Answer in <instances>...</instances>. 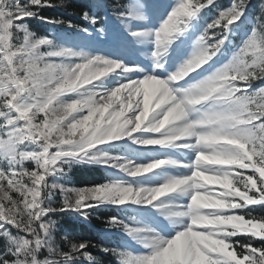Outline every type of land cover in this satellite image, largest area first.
<instances>
[{
	"label": "snow or ice",
	"instance_id": "snow-or-ice-1",
	"mask_svg": "<svg viewBox=\"0 0 264 264\" xmlns=\"http://www.w3.org/2000/svg\"><path fill=\"white\" fill-rule=\"evenodd\" d=\"M70 7L0 0V264H101L91 251L96 245L72 231L64 229L58 241L63 226L53 217L92 227L102 207L132 213L108 217L104 229L144 249L99 248L117 264H264V216L246 211L264 207V0L255 17H245L251 0L226 7L220 0H173L155 30L132 27L160 7L151 0L78 5L102 38L113 21L127 42L150 38L151 73L58 37L57 27L93 35L41 14ZM205 10L214 16L187 58L157 78L169 49L187 42ZM31 21L48 31L38 35ZM233 25L246 32L237 45ZM229 50L227 62L203 76L204 66ZM109 77L114 86L106 87ZM156 150L191 159L145 158ZM74 165H98L106 178L77 187Z\"/></svg>",
	"mask_w": 264,
	"mask_h": 264
},
{
	"label": "trees",
	"instance_id": "trees-1",
	"mask_svg": "<svg viewBox=\"0 0 264 264\" xmlns=\"http://www.w3.org/2000/svg\"><path fill=\"white\" fill-rule=\"evenodd\" d=\"M54 2L58 5L61 3L70 2L73 7L68 8L67 11H65L63 8L48 9L44 10L41 14L49 17H58L60 19H64L66 22L70 21L79 27L80 24H77L75 21H73V17L76 16L78 18V16L81 15L79 7L76 6L71 0H54ZM29 27L38 35L45 34L48 31V26L37 21H31L29 23ZM61 28L62 27H57L56 29L59 30ZM70 175L72 177L73 184L77 187H85L86 185H90L93 182H98L101 178L99 177L101 175L100 169L96 166L89 165L88 167L86 165H74ZM114 215H118L117 211L108 210L106 208H101L94 211L91 221L92 227H89L87 223H79L69 216H65L62 219L53 217L54 219H58L59 224L63 226L61 230L57 232L56 238L58 241H62L64 229H68L72 231L77 236V238L81 240H88L91 244L96 245V247L92 248L91 251L101 260V264H117V262L113 258H110V256H106L105 254H100L98 252L99 248L102 247V239L101 234L96 232V230H102L108 217Z\"/></svg>",
	"mask_w": 264,
	"mask_h": 264
},
{
	"label": "rangeland",
	"instance_id": "rangeland-1",
	"mask_svg": "<svg viewBox=\"0 0 264 264\" xmlns=\"http://www.w3.org/2000/svg\"><path fill=\"white\" fill-rule=\"evenodd\" d=\"M106 81V80H105ZM104 85L106 86V87H108L107 85H106V83H104ZM148 153H151V152H148Z\"/></svg>",
	"mask_w": 264,
	"mask_h": 264
}]
</instances>
